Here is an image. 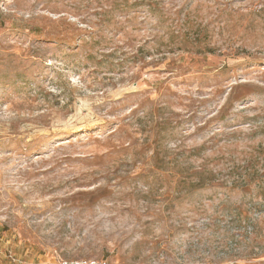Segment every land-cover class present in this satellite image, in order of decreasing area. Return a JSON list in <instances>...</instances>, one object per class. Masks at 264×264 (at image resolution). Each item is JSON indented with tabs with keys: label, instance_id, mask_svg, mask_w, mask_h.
<instances>
[{
	"label": "rangeland",
	"instance_id": "obj_1",
	"mask_svg": "<svg viewBox=\"0 0 264 264\" xmlns=\"http://www.w3.org/2000/svg\"><path fill=\"white\" fill-rule=\"evenodd\" d=\"M264 264V0H0V264Z\"/></svg>",
	"mask_w": 264,
	"mask_h": 264
},
{
	"label": "built area",
	"instance_id": "obj_2",
	"mask_svg": "<svg viewBox=\"0 0 264 264\" xmlns=\"http://www.w3.org/2000/svg\"><path fill=\"white\" fill-rule=\"evenodd\" d=\"M57 264H116L108 259H96V258H79V259H62Z\"/></svg>",
	"mask_w": 264,
	"mask_h": 264
}]
</instances>
